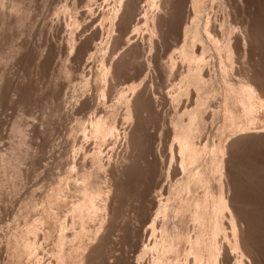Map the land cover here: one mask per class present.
<instances>
[{
	"label": "rangeland",
	"instance_id": "obj_1",
	"mask_svg": "<svg viewBox=\"0 0 264 264\" xmlns=\"http://www.w3.org/2000/svg\"><path fill=\"white\" fill-rule=\"evenodd\" d=\"M200 1L0 0V264H264V0Z\"/></svg>",
	"mask_w": 264,
	"mask_h": 264
},
{
	"label": "bare ground",
	"instance_id": "obj_2",
	"mask_svg": "<svg viewBox=\"0 0 264 264\" xmlns=\"http://www.w3.org/2000/svg\"><path fill=\"white\" fill-rule=\"evenodd\" d=\"M195 2H196V1H195ZM200 2H202V0H201ZM200 2H198V3H200ZM191 3H192V2H191ZM192 4H193V3H192ZM201 4H202V3H201ZM201 4H200V7L202 6ZM194 5H195V3H194ZM196 5H197V3H196ZM196 5H195V6H196ZM192 6H193V5H192ZM198 6H199V5H198ZM192 8H193V7H192ZM196 8H197V6H196ZM199 9H200V8H199ZM194 10H195V9H194ZM201 10H202V9H201ZM197 11H198V8H197ZM202 12H203V11H202ZM193 13H194V12H193ZM195 13L197 14V12H195ZM198 14H199V13H198ZM198 14H197V15H198ZM200 14H201V13H200ZM202 14H203V13H202ZM194 15H195V14H194ZM195 16H196V15H195ZM193 17H194V16H193ZM195 18H196V17H195ZM197 18H198V17H197ZM201 18H202V16H201ZM141 19H142V18H141ZM199 19H200V18H199ZM197 20H198V19H197ZM194 21H195V20H194ZM199 21H201V20H199ZM196 22H197V21H196ZM214 22H215V21H214ZM137 23H138V22H137ZM191 23H192V22H191ZM199 23H200V22H199ZM197 24H198V23H197ZM197 24H196V25H197ZM211 24H212V23H211ZM194 25H195V24H194ZM211 26H212V25H211ZM211 26H209V27H211ZM187 27H188V26H187ZM214 27H215V26H214ZM222 27H223V25H222ZM206 28H207V26H206ZM204 29H205V28H204ZM221 29H223V28H221ZM189 30H190V29H189ZM189 30H188V31H189ZM215 30H216V28H215ZM184 31H185V29H184ZM191 31H192V30H190V32H191ZM193 31H194V30H193ZM200 31H201V30H200ZM198 32H199V31H198ZM208 32H209V31H208ZM219 32H220V31H219ZM183 33H184V32H183ZM186 33H187V30H186L185 34H186ZM212 33H213V32H212ZM190 35H191V34H190ZM190 35H189V36H190ZM196 35H197V34H196ZM198 35H199V33H198ZM205 35H207V34L205 33ZM208 35H209V34H208ZM211 35H212V34H211ZM218 35H219V34H218ZM223 35H224V34H223ZM131 36H132V35H131ZM199 36H200V35H199ZM181 37H182V36H181ZM214 37H215V36H214ZM184 38H185V37H184ZM187 38H188V37H187ZM202 38H203V37H202ZM202 38H201V39H202ZM217 38H218V37H217ZM222 38H223V37H222ZM188 39H189V38H188ZM191 39H193V38H191ZM191 39H190V40H191ZM195 39H196V37H195ZM198 39H199V37H198ZM198 39H197V40H198ZM185 40H186V39H185ZM179 41H180V39H179ZM198 41H199V40H198ZM200 41H201V40H200ZM211 41H212V42H211ZM218 41H219V40H218ZM220 41H223V40H220ZM177 42H178V41H177ZM192 42H193V41H192ZM194 42H195V41H194ZM202 42H203V41H202ZM210 42L213 43V40L211 39ZM214 42H215V41H214ZM218 43H219V42H218ZM184 44H185V43H184ZM189 44H190V43H189ZM189 44H188V45H189ZM192 44H193V43H192ZM192 44H191V45H192ZM194 44H195V43H194ZM223 44H224V43H223ZM191 45H190V46H191ZM216 45H217V44H216ZM226 45H227V43H226ZM182 46H184V45H182ZM190 46H189V47H190ZM193 46H194V45H193ZM206 46H207V45H206ZM206 46H205V47H206ZM212 46H213V44H212ZM219 46H220V45H219ZM219 46H218V47H219ZM235 46H236V45H235ZM199 47H200V46H199ZM208 47H209V46H207L206 48L208 49ZM226 47H227V46H226ZM181 48H182V47H181ZM190 48H191V47H190ZM206 48H205V49H206ZM213 48H214V47H213ZM216 48H217V47H216ZM230 48H231V47H230ZM230 48H229V51L231 50ZM187 49H188V48H187ZM191 49H192V48H191ZM203 49H204V47H203ZM203 49L201 50V53H202ZM226 49H227V48H226ZM181 50H182V49H181ZM193 50H194V49H193ZM198 50H199V49H198ZM214 50H216V49H214ZM185 51H186V50H185ZM205 51H206V50H205ZM223 51H224V50H223ZM223 51H222V52H223ZM225 51H226V50H225ZM182 52H183V51H182ZM189 52H191V50H190ZM189 52H188V53H189ZM192 52H193V51H192ZM209 52H210V51H209ZM211 52H212V50H211ZM226 52H228V50H227ZM180 53H181V51H180ZM180 53H179V55H181ZM183 53H184V52H183ZM185 53H186V52H185ZM188 53H187V54H188ZM194 53H195V52H194ZM201 53H200V54H201ZM216 53H217V52H216ZM231 53H232V52H231ZM189 54H190V53H189ZM192 54H193V53H192ZM204 54H205V53H204ZM204 54H203V55H204ZM218 54H219V53H218ZM226 54H227V53H226ZM197 55H198V54H197ZM213 55H214V54H213ZM227 55H228V54H227ZM199 56H200V55H199ZM185 57L187 58V56H185ZM191 57H192V56H191ZM206 57H209V56H206ZM211 57H212V56H211ZM230 57H231V56H230ZM169 58H170V57H169ZM178 58H179V57H178ZM186 58H185V59H186ZM197 58H198V57H197ZM201 58H202V56H201ZM172 59H173V58H172ZM189 59H190V58H189ZM174 60H175V59H174ZM192 60H193V59H192ZM192 60H191V61H192ZM202 60H203V59H202ZM209 60H210V59H209ZM211 60H212V59H211ZM170 61H171V60H170ZM197 61H199V60H197ZM206 61H207V60H206ZM172 62H173V60H172ZM174 62H175V61H174ZM189 62H190V61H189ZM195 62H196V61H194V65H195ZM183 63H184V62H183ZM185 63H186V62H185ZM191 63H193V62H191ZM200 63H201V62H200ZM203 63H204V61H203ZM187 64H188V63H187ZM224 64H225V61H224ZM181 65H182V64H181ZM185 65H186V64H185ZM173 66H174V65H173ZM177 66H178V65H177ZM182 66H183V65H182ZM190 66H191V65H190ZM207 66H209V63H208ZM225 66H227V63H226ZM193 67H194V70H195V66H191V68H193ZM200 67H201V66H200ZM210 67H213V66H210ZM210 67H208V68H210ZM222 67H223V65H222ZM230 67H231V66H230ZM180 68H181V67L179 66V69H180ZM182 68H184V66H183ZM186 68H187V67H186ZM189 68H190V67H189ZM189 68H188V69H189ZM191 68H190V69H191ZM216 68H217V67H216ZM216 68H215V69H216ZM223 68H224V67H223ZM175 69H176V68H175ZM196 69H197V68H196ZM192 70H193V69H192ZM174 71H175V70H174ZM190 71H191V70H190ZM195 71H196V70H195ZM164 72H165V71H164ZM177 72H178V71H177ZM177 72H176V73H177ZM179 72L181 73V71H179ZM220 72H221V71H220ZM180 73H179V74H180ZM182 73H183V70H182ZM190 73H191V72H190ZM163 74H165V73H163ZM169 74H172V72L170 71ZM192 74H193V72H192ZM228 74H229V73H228ZM183 75H184V74H183ZM185 75H187V74H185ZM185 75H184V76H185ZM212 75H213V74H212ZM223 75H224V74H223ZM166 76H168V75H166ZM173 76H174V73H173ZM188 76H189V73H188ZM188 76H187V77H188ZM190 76H191V74H190ZM193 76L196 77L195 74H194ZM193 76H192V77H193ZM197 76H201V75L199 74V75H197ZM171 77H172V75H171ZM175 77H176V75H175ZM180 77H181V76H180ZM210 77H211V76H210ZM210 77H209V78H210ZM222 77H223V76H222ZM176 78H177V77H176ZM189 78H190V77H189ZM189 78H187V79H189ZM206 78H207V77H206ZM209 78H208V79H209ZM216 78H217V77H216ZM216 78H215V81H217V79H218V78H217V79H216ZM231 78H232V77H231ZM169 79H170V78H169ZM180 79H181V78H180ZM184 79H185V78H184ZM187 79H186V80H187ZM190 79H191V78H190ZM198 79H199V77H198ZM229 79H230V78H229ZM229 79H228V80H229ZM164 80H165V79H164ZM176 80H177V79H176ZM181 80H182V79H181ZM181 80H180V82H181ZM194 80L197 81V77H196V79L194 78ZM202 80H203V79H202ZM231 80H232V79H231ZM167 81H169V80L167 79ZM191 81L193 82V79H191L190 82H191ZM196 81H195V82H196ZM198 81H199V80H198ZM198 81H197V82H198ZM210 81H213V80H210ZM210 81H208V84L210 83ZM225 81H226V80H225ZM182 82H183V81H182ZM182 82H181V83H182ZM190 82H189V83H190ZM200 82H201V81H200ZM204 82H205V81H204ZM218 82H221V81H220V78H219ZM227 82H228V81H227ZM164 83H165V82H164ZM174 83H175V81H174ZM189 83H187V84H189ZM193 83H194V82H193ZM216 83H217V82H216ZM216 83H215V85H216ZM232 83H233V82H232ZM166 84H167V83H166ZM175 84H176V83H175ZM185 84H186V83H185ZM187 84H186V85H187ZM202 84H204V83H202ZM217 84H218V86L221 85V83H220V84L217 83ZM224 84H225V83H224ZM182 85H183V84H182ZM196 85L198 86V84H196ZM174 86H175V85H174ZM176 86H177V85H176ZM180 86H181V85H180ZM210 86H211V85H210ZM231 86H232V85H231ZM231 86H230V87H231ZM165 87H166V86H165ZM183 87H184V86H183ZM191 87H193V86H191V84H190V87H189V88H191ZM194 87H195V83H194ZM194 87H193V88H194ZM204 87H207V85L204 86ZM219 87H221V86H219ZM226 87H228V86L226 85ZM196 88H197V87H196ZM199 88H200V87H198V89H199ZM209 88H211V87H209ZM216 88H217V86H216ZM216 88H215L214 91L217 93ZM222 88H223V87H221V89L219 88L221 94H222V91H223ZM242 88H243V87H242ZM187 89H188V85H187ZM187 89L185 88V91H186ZM191 89H192V88H191ZM200 89H201V88H200ZM200 89H199V90H200ZM202 89H203V87H202ZM202 89L200 90V92L203 91ZM226 89H228V88H226ZM226 89H225V90H226ZM188 90H189V89H188ZM228 90H229V89H228ZM230 90H231V89H230ZM230 90H229V94L224 93V97H225V98H226V95H230ZM176 91H177V90H176ZM178 91H179V90H178ZM185 91H184V92H185ZM191 91H192V90H191ZM195 91H196V90H195ZM204 91H205V89H204ZM204 91L201 92V93L199 92V93H200L201 95H203V94H206V95H207V93L210 94V92H211V91H209V92L205 93ZM207 91H208V90H207ZM231 91H232V90H231ZM241 91H242V90H241ZM244 91H245V90H244ZM215 92H213V93H215ZM225 92H226V91H225ZM227 92H228V91H227ZM188 93H189V92H188ZM202 93H203V94H202ZM213 93H212V94H213ZM216 93H215V94H216ZM231 93H232V92H231ZM197 94H198V93H197ZM218 94H219V93H218ZM218 94H216V95H218ZM206 95H205V96H200V98H205ZM176 96H177V94H176ZM178 96H179V95H178ZM178 96H177V97H178ZM187 96H188V95H187ZM245 96H246V95H245ZM190 97H191V95H190ZM197 97H198V96H197ZM197 97H196V99H197ZM214 97H215L214 94H213V99H212L211 96H210V98H209V96L207 95V97H206L205 99H206V100L211 99V100H214V101H215ZM218 97H221V95H218ZM218 97H215V98H216L217 100H220V99L222 100V97H221V98H218ZM228 97H231V96H228ZM235 97H237V96H235ZM242 97H243V96H242ZM172 98H173V97H172ZM192 98H193V97H192ZM200 98H199V99H200ZM187 99H188V98H187ZM196 99H195V100H196ZM205 99H204V100H205ZM226 99H228V98H226ZM229 99H230V98H229ZM200 100H201V99H200ZM217 100H216V101H217ZM224 100H225V99H224ZM234 100H235V99H234ZM234 100H233V101H234ZM202 101H203V100H202ZM202 101L200 102L201 104L198 105V103H197V105H198V106L201 105V107H202V106L204 107V105H205V108H206V107L209 108V106H206V105H209L208 102H210V100L207 101L208 104H207V103H206V104H204V103L202 104ZM216 101H215V103H217ZM247 101H248V100H247ZM192 102H193V101H192ZM195 102H196V101H195ZM197 102H198V101H197ZM203 102H204V101H203ZM220 102H221V101H220ZM220 102H219V103H220ZM226 102H227V104H229L228 102H230V101H226ZM188 103H189V101H188ZM188 103H187V104H188ZM230 103H231V102H230ZM247 103H248V102H247ZM178 104H179V103H178ZM187 104H186V105H187ZM189 104H190V103H189ZM192 104H193V103H192ZM217 104H218V103H217ZM221 104H222V103H221ZM225 104H226V103H224V105H225ZM231 104H232V103H231ZM234 104H235V103H234ZM218 105H220V104H218ZM224 105H223V107H224ZM229 105H230V104H229ZM229 105H227V106H229ZM246 105H247V104H246ZM182 106H183V105H182ZM195 106H196V105H195ZM214 107H215V105H214ZM217 107H218V106H217ZM220 107H221V105H220ZM225 107H226V105H225ZM225 107H224V110H223V111H225V110L227 109V107H226V109H225ZM185 108H186V107H185ZM187 108H188V107H187ZM197 108H199V107H197ZM197 108H196V111H197ZM218 108H219V107H218ZM218 108H217V109H218ZM221 108H222V107H221ZM221 108H220V109H221ZM231 108H232V107L230 106L229 109H231ZM193 109H194L193 112H195V108H193ZM213 109H214V108H213ZM220 109L217 110V111H213V113L216 114V115H215V114H212V115H211V116L213 117V119H214V116L217 117V115H218L217 112H220ZM243 109H245V108H243ZM243 109H242V110H243ZM246 109H249V108L247 107ZM250 110H251V109H250ZM191 111H192V109H191ZM247 111H249V110H247ZM193 112H191V113H193ZM198 112H199V113H198ZM198 112H197L198 114H197V113H194V115L196 114L197 116L199 115V116L201 117V115H200V114H202L201 110L198 111ZM210 112H212V111H210ZM182 113H183V112H182ZM184 113H186V111H184ZM191 113H189V114H190L189 117H190V119L192 118V119L194 120V119H195V118H194V115L191 117ZM205 113H206V112H205ZM220 113H221V112H220ZM224 113H225V112H224ZM226 113H227V112H226ZM226 113H225V114H226ZM229 113H230V111H228V114H229ZM245 113H246V112H245ZM175 114H176V112H175ZM180 114H181V113H180ZM187 114H188V113H187ZM187 114H185V115H187ZM231 114H232V112H231ZM231 114H229L228 116L231 117ZM247 114H248V113H247ZM178 115H179V114H178ZM173 116H174V115H173ZM182 116H183V115H182ZM202 116H203V114H202ZM220 116H221V115H220ZM220 116H219V118H220ZM222 116H223V115H222ZM183 117L185 118V116H183ZM204 117H205V116H204ZM196 118H197V117H196ZM202 119H203V118H202ZM217 119H218V118H217ZM206 120H207V118H206ZM183 121H184V120H183ZM188 121H189V118H188ZM190 121H191V120H190ZM195 121H196V119H195ZM230 121H232V119H231ZM174 122H175V121H174ZM203 122H204V120H202L201 125H203ZM210 122H211V121H210ZM232 122H233V121H232ZM171 123H172V122H171ZM188 123H190V122H188ZM191 123H192V122H191ZM192 124H193V123H192ZM175 125H176V124H175ZM195 125H199V122H198V124H197V121H196ZM180 126H181V125H180ZM180 126H178V127H180ZM187 126H188V125H187ZM191 126H192V125H191ZM181 127H182V126H181ZM184 127H186V126H184ZM189 127H190V125H189ZM193 127H194V125H193ZM193 127H192V128H193ZM223 127H224V125H223ZM174 129H175V128H174ZM189 129H190V128H189ZM189 129H188V131H189ZM193 129H194L193 131L191 130V134L194 133L195 130H197V129H195V128H193ZM198 129H200V128H198ZM181 131L183 132V135L185 136L184 131H183V130H181ZM198 131H199V130H198ZM176 132H178V131H175L174 134H176ZM186 133H187V132H186ZM196 133H197V132H196ZM196 133H194V134H196ZM177 134L179 135V134H180V131H179V133H177ZM191 134H189V132H188V134H186V138H188L189 135H191ZM178 135H177V136H178ZM181 135H182V134H181ZM181 135H179L180 138H181ZM183 135H182V136H183ZM175 136H176V135H175ZM177 136H176V137H177ZM184 136H183V137H184ZM192 137H193V134L191 135V137H189V138H191V141H192ZM169 141H171V140H169ZM191 143H192V142H191ZM187 144H188V143H187ZM187 144H186V145H187ZM182 145H183V143H182ZM182 145H181V146H182ZM186 145H184V147H185ZM190 145H191V144H190V142H189V146H190ZM177 146H178V144H177ZM187 146H188V145H187ZM177 148H178V147H177ZM177 148H176V150H177ZM180 148H181V147H180ZM185 148H186V147H185ZM187 148H188V147H187ZM181 149H183V148H181ZM192 149H194V148H192ZM192 149H190L191 152L193 151ZM199 149H200V148H199ZM199 149H195V150L199 151ZM183 150L185 151V149H183ZM178 151H179V149H178ZM176 152H177V151H176ZM179 152H180V151H179ZM192 153H193V152H192ZM192 153H190L189 155H188V153H187V156L192 155ZM196 153H197V152H196ZM196 153H195V154H196ZM154 154H155V153H154ZM176 154H177V153H176ZM193 154H194V153H193ZM199 154H200V151L198 152V154H196V156L199 155ZM178 155H179V154H178ZM179 156H180V155H179ZM184 156H185V155H184ZM191 157H192V156H191ZM197 157H198V156H197ZM193 158H194V159H193ZM193 158H191V160H195V156H193ZM177 159H178V158H177ZM188 159H189V158H188ZM182 160H183V159H182ZM189 160H190V159H189ZM146 161H148V160H146ZM155 162H156V161H155ZM190 162H194V161H190ZM197 162L199 163V161H197ZM195 163H196V162H195ZM195 163H194V164H195ZM182 164H183V163H182ZM192 164H193V163H192ZM185 165H186V164H185ZM185 165H184V164L182 165V166H183V169L185 168ZM182 166H181V167H182ZM194 167H198V166H194ZM188 168H189V167H188ZM190 168H191V167H190ZM176 169H177V167H176ZM195 169H196V168H194V170H195ZM198 169H199V168H198ZM188 170H189V169H188ZM188 170H187V168H186V171H187V172H189ZM181 172H182V170H181ZM184 172H185V169H184ZM187 172H185V173L183 174V176H184ZM190 172H191V170H190ZM190 172H189V173H190ZM196 172H197V171H196ZM196 172H195L194 176L197 175ZM191 173H192V172H191ZM191 173H190V175H191ZM82 175H83V174H82ZM199 175H200V173H199V171H198V176H199ZM151 176H152V175H151ZM185 176H186V175H185ZM180 177H181V176H180ZM176 178H178V176H177ZM184 178H185V177H184ZM186 178H187V177H186ZM180 180H181V178H180ZM177 181H178V180H177ZM181 181H184L183 178H182ZM179 182H180V181H179ZM193 182H194V183H197V186H198V183H199V185H202V186L204 185V189H205V194H206V196H207V195H210V191L208 190L209 187L207 188V187L205 186V183H206V182H204V181L200 178V176H199V177H191V176H190V178L188 177V180H187L186 184H184L183 190H184V188H185L186 185H189V186H190V185H191L190 183H192V186H190V187H192V189H193V185H195ZM177 184H178V183H177ZM181 184H182V183H181ZM179 185H180V183H179ZM179 185H177V186L179 187ZM175 186H176V185H175ZM90 188H91V187H90ZM181 188H182V187H181V185H180V187H179L180 190H178L179 192H180V191H181V192L183 191V190H181ZM174 189H175V188H174ZM89 190H90V189H89ZM165 190H166V189H165ZM169 190H170V189H169ZM171 190H172V189H171ZM174 191H175V190H174ZM194 191H195V188H194ZM179 192H178V194H179ZM184 192H185V191H183L182 194H184ZM188 192H189V191H188ZM99 193H100V192H99ZM169 193H170V191H169ZM186 193H187V192H186ZM195 193H196V192H194L193 195H192V193H191V196H192L193 198L195 197ZM86 194H87V192H86ZM188 194H189V193H188ZM188 194H187L186 198L189 197ZM169 195H170V194H169ZM196 195H197V194H196ZM99 196H100V195H99ZM163 196H164V195H163ZM167 196H168V195H167ZM176 196H177V195H176ZM176 196H175V198H176ZM180 196L183 197L184 195H183V196L180 195ZM180 196H179V197H180ZM177 197H178V196H177ZM95 198H96V197H95ZM95 198H94V199H95ZM172 198H173V197H172ZM183 198H185V197H183ZM183 198H181V200H182ZM186 198L183 199L182 201H183V203H185L184 205H188V206H186L187 208L181 203V205H183V206L185 207V208H184V207L182 206V207L184 208V210L182 209L181 205H180V206L178 205V204H180V203H178V201H177V206H176V205L174 206V205L171 203L172 206H174L175 208H176V207L178 208V206H179L178 209L176 208L177 211L180 209L178 213H176L177 211H176L175 209H173L172 206H171L170 204L167 203V204H168V205H167V204L165 203V204H166V207L169 206L170 210H171V208H172L173 211H174V210L176 211V212H173V211H172V214L174 213V216H175V213H176V214H180V213H181V218H182V217H183V213H184V212H182V210H183V211H186V212H185L186 215H187V213H188L187 216L184 214L186 217L189 216L190 210H191L192 215H193V214H195V213H193V212H194V209H195V208H193V207H194V204H195V206H196V204L199 205V201L197 200L198 197H196L197 199L195 198L196 200L193 199V198H191V197H190L191 200H187ZM91 199H92V198H91ZM167 199H168V198H167ZM178 199H180V198H178ZM178 199H176V200H178ZM170 200L172 201L171 198H170ZM173 200H174V198H173ZM176 200H175L174 203H176ZM181 200H180V201H181ZM185 200H187V201H185ZM180 201H179V202H180ZM182 201H181V202H182ZM90 202H91V201H90ZM165 202H166V201H165ZM167 202H168V201H167ZM172 202H173V201H172ZM169 203H170V201H169ZM92 204H93V203H92ZM90 205H91V204H90ZM91 206H92V205H91ZM159 206H160V204H159ZM164 206H165V205H164ZM170 206H171V207H170ZM199 206H200V205H199ZM162 207H163V205H162ZM169 208H168V210H169ZM189 208H192V209H190L189 212H188V209H189ZM213 208H214V207H213ZM181 209H182V210H181ZM199 209H200V207L197 208V212H196V213H198V214H197L198 221L201 223V225L203 224L202 226H205L206 221H207L208 218L206 217V218H207V219H206V218H205V216H206L205 214H206V213L204 212L205 214H203L202 211L199 212V211H198ZM214 209H215V208H214ZM159 210H160V209H159ZM170 210H169V211H170ZM195 210H196V209H195ZM208 210H209V209H208ZM208 210H207V211H208ZM212 210H213V209H212ZM160 212H161V211H160ZM170 212H171V211H170ZM168 213H169V212H168ZM211 213H212V215L214 216L215 212H211ZM213 213H214V214H213ZM157 214H159V213H157ZM207 214H208V213H207ZM164 215H165V214H164ZM204 215H205V216H204ZM210 215H211V214H210ZM210 215H209V221H210V222L207 223V227H208L209 230H210V228H212V227L209 228V225H208V224L211 223V221H212V219H213ZM159 216H160V215H159ZM159 216H158V217H159ZM167 216H168V214H167ZM176 216H177V215H176ZM176 216H175V217H176ZM179 216H180V215H178V217H179ZM185 216H184L183 218H185ZM207 216H208V215H207ZM170 217L172 218V216H170ZM170 217H166V218H170ZM175 217H173V218H175ZM178 217H177V220H178ZM161 218H162V216H161ZM181 218H180V221H181ZM188 218H190V217H188ZM193 218H195V217H193ZM210 218H212V219H210ZM185 219H186V218H185ZM185 219H184V221H186ZM153 220H155V219H153ZM160 220H161V219H160ZM162 220H163V219H162ZM169 220H170V219H169ZM171 220H172V219H171ZM195 220H197V219L195 218ZM213 220H214V219H213ZM157 221H158V219H157ZM163 221H164V220H163ZM163 221H162V222H163ZM167 221H168V220H167ZM172 221H173V220H172ZM187 221H188V220H187ZM187 221H186V222H187ZM189 221H190V220H189ZM165 222H166V221H165ZM165 222H164V223H165ZM174 222H176V220H174ZM196 222H197V221H196ZM178 223H179V222L177 221V224H178ZM180 223H181V222H180ZM180 223H179V224H180ZM182 223H184V222H183V219H182ZM182 223H181V224H182ZM192 223H193V222H192ZM194 223H195V222H194ZM194 223H193V224H194ZM174 224H175V223H173L172 225L175 227ZM177 224H176V225H177ZM179 224L177 225V228H179V226H181V225H179ZM172 225H171V226H172ZM184 225H185V223L183 224V227H184ZM201 225H199V226L201 227ZM210 225H212V224H210ZM153 226H154V225H153ZM173 226H172V228H173ZM181 227H182V226H181ZM200 227H199V230H200V231H201L202 229H204V228H202V227L200 228ZM169 228H170V226H169ZM161 229H162V228H161ZM167 229H168V228H167ZM167 229H166V230H167ZM174 229H175V228H174ZM180 229H181L182 231H184L182 228H180ZM184 229H185V228H184ZM197 229H198V228H197ZM175 230H176V229H175ZM175 230H173V231H175ZM177 230H178L177 232L180 231L179 229H177ZM182 231H181V232H182ZM185 231H186V230H185ZM187 231H189V229H187ZM196 231H197V230H196ZM175 232H176V231H175ZM175 232H174V234H175ZM204 232H205V231H204ZM170 233H171V232H170ZM183 233H184V232H182V234H183ZM185 233H186V232H185ZM163 234H164V233H163ZM187 234H188V233H187ZM205 234H206V233H205ZM171 235H172V234H171ZM184 235H185V234H184ZM184 235H183V237H184ZM189 235H190V234H189ZM189 235H187V236L189 237ZM174 236H176V234H175ZM174 236L170 237L169 239H168V237H169V236H168V237H166V239H167L168 241L170 240V242L173 244V246H174V252H175V251L177 250V249H176L177 245H179L177 248L180 247V244H178V243H179V242H180V243H183V241H182V238H183V237L178 235L179 237L176 236V238H174ZM180 237H181V241L178 242V240H179ZM188 237H187V238H188ZM183 239L185 240V238H183ZM186 240H187V239H186ZM168 241H167V243H168ZM188 241H189V240H188ZM188 241H187V242H188ZM169 244H170V243H169ZM169 244H168V245H169ZM186 244H187V243H186ZM167 247H168V246H167ZM168 248H169V247H168ZM168 248H167V249H168ZM170 248H171V247H170ZM181 249H182V246H181ZM178 250H180V249H178ZM178 250H177V252H178ZM179 252H180V251H179ZM173 254H174V253H173ZM173 254L171 255L172 257L169 256V259H170L171 262H173L172 260H173V258L175 257V256H173ZM175 254L177 255L176 252H175ZM170 257H171V258H170ZM175 259H176V258H175ZM165 260H166V261H165ZM165 260H164V263H165V264H172V263H170V261L168 260V258L165 259ZM197 260H198V259H197ZM199 260H200V259H199ZM176 261L178 262V260H176ZM177 262H175V263H177ZM162 264H163V263H162ZM173 264H174V262H173ZM177 264H178V263H177Z\"/></svg>",
	"mask_w": 264,
	"mask_h": 264
}]
</instances>
